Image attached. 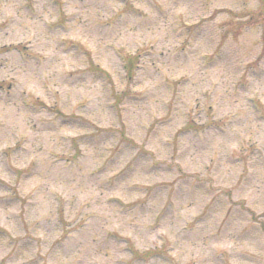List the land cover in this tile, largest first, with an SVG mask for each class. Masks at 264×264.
I'll return each mask as SVG.
<instances>
[{"label":"rangeland","instance_id":"374dc122","mask_svg":"<svg viewBox=\"0 0 264 264\" xmlns=\"http://www.w3.org/2000/svg\"><path fill=\"white\" fill-rule=\"evenodd\" d=\"M258 222L264 0H0V264H264Z\"/></svg>","mask_w":264,"mask_h":264}]
</instances>
